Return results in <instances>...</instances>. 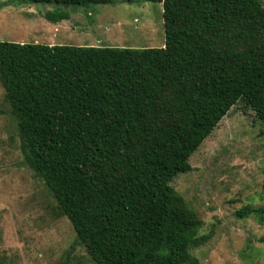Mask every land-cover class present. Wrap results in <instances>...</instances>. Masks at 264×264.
Returning <instances> with one entry per match:
<instances>
[{
  "label": "trees",
  "instance_id": "trees-1",
  "mask_svg": "<svg viewBox=\"0 0 264 264\" xmlns=\"http://www.w3.org/2000/svg\"><path fill=\"white\" fill-rule=\"evenodd\" d=\"M146 1L163 4V47L0 41V81L24 162L95 264H200L209 235L172 183L238 103L264 127V4Z\"/></svg>",
  "mask_w": 264,
  "mask_h": 264
},
{
  "label": "rangeland",
  "instance_id": "rangeland-1",
  "mask_svg": "<svg viewBox=\"0 0 264 264\" xmlns=\"http://www.w3.org/2000/svg\"><path fill=\"white\" fill-rule=\"evenodd\" d=\"M264 4V0H261ZM0 41L46 45L160 48L163 4L0 0ZM172 186L203 222L200 264H264V224L246 207L264 205V127L238 103L190 158ZM0 264H95L61 216L42 179L24 162L16 121L0 81Z\"/></svg>",
  "mask_w": 264,
  "mask_h": 264
}]
</instances>
